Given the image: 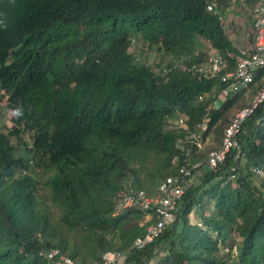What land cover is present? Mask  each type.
Instances as JSON below:
<instances>
[{"label":"trees","instance_id":"obj_1","mask_svg":"<svg viewBox=\"0 0 264 264\" xmlns=\"http://www.w3.org/2000/svg\"><path fill=\"white\" fill-rule=\"evenodd\" d=\"M220 14L206 0H0V115L19 109L0 131V264H53L39 256L50 247L101 264L106 251L130 249L146 213L113 216L117 193L130 177L155 190L185 158L191 181L174 219L125 264H264V101L238 134L243 154L230 150L216 168L186 139L203 123L202 138L223 136L246 94L187 69L208 56L199 37L233 66L228 52L239 49ZM136 36L178 65L162 74L137 62ZM263 78L259 70L254 92ZM176 113L187 128H168ZM141 169L157 184L145 185ZM40 171L52 173L42 185L57 219L41 202ZM199 207L201 223L193 222Z\"/></svg>","mask_w":264,"mask_h":264},{"label":"built area","instance_id":"obj_2","mask_svg":"<svg viewBox=\"0 0 264 264\" xmlns=\"http://www.w3.org/2000/svg\"><path fill=\"white\" fill-rule=\"evenodd\" d=\"M232 2H238L242 6L249 7L253 15L255 33L251 43L240 48L236 55L228 52V56L233 58V66L223 55L213 51L203 62L193 63L187 69L203 78L217 77L221 82L228 83V90L236 92L244 89L245 93L248 94L252 90L257 72L264 70V0H232ZM219 4L220 0H206L208 11L218 12ZM219 18L223 21V14H220ZM178 63L176 62L173 67H176ZM170 70L171 67H165L162 74H167ZM205 95H199L198 100H202ZM263 101L264 78L250 103L237 110L229 125L225 127L221 146L209 152L207 162L211 168H216L223 163L227 153L232 149L238 150L237 156L243 154L238 134L245 120ZM168 123L187 128V117L176 113L175 120L168 118ZM204 128L205 123L199 125L195 132L186 136V139L191 141L194 139L196 144L201 147L196 139L198 136L196 134L201 133ZM188 154L189 151H187ZM175 164L177 166L176 172L162 180L155 190L149 192L143 187L136 186L133 178L130 177L124 187L117 193L113 216H119L131 209H140L146 213L145 218L148 223L144 232L134 239L130 249L106 251L103 254L101 264H125L131 249H144L158 238L168 224L172 222L192 175L188 158H185L181 164H179L178 159H175ZM257 171L261 172L260 170ZM39 256L53 264H80L57 247L43 248L39 251Z\"/></svg>","mask_w":264,"mask_h":264},{"label":"rangeland","instance_id":"obj_3","mask_svg":"<svg viewBox=\"0 0 264 264\" xmlns=\"http://www.w3.org/2000/svg\"><path fill=\"white\" fill-rule=\"evenodd\" d=\"M249 21H250V15H249L247 8L241 7L240 5H236L233 8H229L227 10L226 16H224L223 25L226 29V32L230 36L231 40H234L236 42L237 46H239V42L242 43L240 45H243L244 47L248 46L253 39L255 29H254V26L249 25ZM133 40L134 42L131 45L130 51L135 54L134 56L135 60L137 62H142V63L152 66L156 73L163 70V68H165L166 66H169L171 64L174 65L176 62H178V59L172 57L169 53L164 52L163 50H159L157 47L150 46L148 43L143 42L140 36H136V38H134ZM198 44H199V49L203 51L204 53H206V55H210L214 50L211 47V44L209 43V41H207L204 38L199 37ZM255 93L256 92H254L252 89L248 94L243 95V97L230 109V113H229L230 120L232 119L233 115L235 114L237 110L245 107L246 105L250 103ZM220 97L221 99H224V95H221ZM3 105H6V100L3 101ZM14 116L15 115L10 110H6L0 115V131H5L6 128L14 126L11 120V118ZM168 128L169 129L175 128V125H169ZM202 135H203L202 132L197 133L196 139L201 145L200 148L206 153V158H207L211 150L220 146L223 136L217 138V137H214V134H211V135H208V137L204 139L202 138ZM26 139L30 140L29 136H27ZM192 140L195 141L194 139ZM32 168L34 169L35 172L38 170L35 167H32ZM261 174L264 175V171H262ZM51 175L52 173L50 172H44V171L39 172V179L41 182L40 183L41 185L40 193L42 192L41 193L42 197L41 196L40 197L42 199L41 202L42 204H44V207H45V204L48 205L49 213L52 219H57L60 216L61 211L50 203L49 198L47 196L48 186L43 187L42 185L49 179ZM138 176L140 180H142L143 183L147 185L149 188L157 184L158 180H155L154 182L150 181V178L146 170L144 169L143 170L141 169ZM195 178L196 177H194V179ZM260 179L261 178H259L258 180ZM197 180L198 179L196 178V181ZM42 204L41 206H43ZM204 208L206 210L208 209L211 210L212 204L205 202ZM204 208L199 207L191 213L190 216L193 222L201 223V218H200L199 213L205 210ZM138 224H140L141 228L144 230V228H146L147 226V219L145 217L138 218ZM107 238L110 240V242H112V244H115L116 246L119 245V241H117L115 234L109 233L107 235ZM222 252L226 253L227 249L222 250ZM86 261L88 264H95V262L90 257H86ZM235 264H239L238 261H236Z\"/></svg>","mask_w":264,"mask_h":264},{"label":"crops","instance_id":"obj_4","mask_svg":"<svg viewBox=\"0 0 264 264\" xmlns=\"http://www.w3.org/2000/svg\"><path fill=\"white\" fill-rule=\"evenodd\" d=\"M236 5H240L241 7H245V8H247V10H248V12H249V15H250V21H249V25L250 26H254V20H253V15L251 14V11H250V9H249V7H246V6H242L240 3H238V2H232V0L229 2V7H227V9L223 12L221 9H219V11L221 12V14H223V16H226V13H227V10L229 9V8H233V7H235ZM249 20V19H248ZM224 21V20H223ZM223 21H222V23H223ZM232 41H234V40H232ZM234 43V45L236 46V47H238V49H240V48H242V47H244L243 45H240V44H242V43H240L239 42V46H237L236 45V42L234 41L233 42ZM213 51H217V50H213ZM221 98V97H220ZM175 120V118H173V121ZM220 147V146H219ZM218 148V147H217ZM145 217V216H144ZM148 223V222H147ZM78 263H80V264H82L81 262H79L78 260H76Z\"/></svg>","mask_w":264,"mask_h":264},{"label":"clouds","instance_id":"obj_5","mask_svg":"<svg viewBox=\"0 0 264 264\" xmlns=\"http://www.w3.org/2000/svg\"><path fill=\"white\" fill-rule=\"evenodd\" d=\"M14 114H19V109L15 110V113Z\"/></svg>","mask_w":264,"mask_h":264}]
</instances>
